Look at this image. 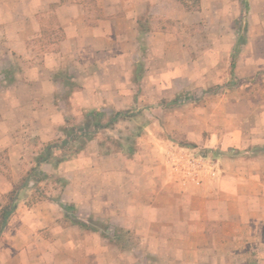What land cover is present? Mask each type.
<instances>
[{
    "label": "crops",
    "instance_id": "0c3cea01",
    "mask_svg": "<svg viewBox=\"0 0 264 264\" xmlns=\"http://www.w3.org/2000/svg\"><path fill=\"white\" fill-rule=\"evenodd\" d=\"M30 3L34 13L21 10L20 0L15 7L14 0H0V69L10 67L16 57L32 59L44 53L41 62L29 63L25 79L4 81L9 88L0 92L5 102L3 122L14 117L23 120L19 131L27 141L32 136L43 143L64 136L65 113L58 99L67 84L55 76L59 67H67V81L77 86L66 99L75 101L78 110L98 108L111 98L130 105L133 96L125 86L144 82L146 52L160 55L162 62L164 57L182 55L193 62L191 68L199 62L192 60L191 53L204 54L209 69V57L218 61V53L230 52L231 59L237 38L245 33L234 72L237 85L236 71L245 78L262 73L261 88L256 97L244 93L231 101L222 95L209 106L205 103L207 108H174L170 116H163L165 132L188 143L177 148L212 162L214 176H185L176 154L158 155L155 161L135 155L101 156L97 148L90 152L87 145L92 141L57 166L41 165L48 177L53 171L68 183L56 200L45 198L28 207L17 203L0 237V264H264V22L256 29L249 23L242 29L233 24L234 39L228 44L227 30L216 29V40L209 36L207 24L211 16L214 21L226 20L220 13H226L228 0ZM235 3L242 7L243 17L253 9L264 11V0ZM51 6L63 35L55 51L42 44L50 33L45 27ZM213 7L220 13L213 14ZM38 9L46 14L36 15ZM178 26L188 33L183 43L173 32ZM198 38L203 39L196 43ZM64 54L70 57L69 64H61ZM150 78L157 99L170 97L163 96L164 87ZM168 117H178L177 123L170 125ZM1 137L0 149H7L10 163L24 161L22 137L17 139L13 129H1ZM205 149L218 150L220 156L212 160L198 153ZM249 149L254 154L249 155ZM0 179L5 190L8 183L1 175ZM58 203L72 205L76 219L84 224L105 221L111 234L121 230L124 241H109L100 232L73 225L72 216ZM132 233L137 247L129 242Z\"/></svg>",
    "mask_w": 264,
    "mask_h": 264
},
{
    "label": "rangeland",
    "instance_id": "374dc122",
    "mask_svg": "<svg viewBox=\"0 0 264 264\" xmlns=\"http://www.w3.org/2000/svg\"><path fill=\"white\" fill-rule=\"evenodd\" d=\"M15 2L17 3V0H14V7ZM20 5V9L26 11L27 13H34L36 11V9L31 5L30 0H20ZM225 10L227 11L224 14V12L220 13L215 9V7H213L211 12L213 14L215 12H219L220 14L224 15L226 22L214 21L213 16H211V20H208L207 24L210 26V30L212 32L209 36L213 35L211 38L215 39L216 37V40L218 36V34H216V29L223 28L224 30H227V35L224 38L228 44H230L234 39L232 37L234 31L231 29L233 24L236 25V27L238 26V28L242 29L244 24L249 23L250 25L254 26V29H256L261 25L262 22H264V11L260 10V8L253 9L248 11V13L245 15L246 17H243L242 7L236 4L235 0H228V9ZM54 11L55 6H51L50 10L47 11V14H49L51 17L49 18V21L47 20L48 25L45 27V30L50 33L48 37H45V41L42 42V44L50 45L49 50L52 51L56 50L57 47L55 46L57 42L63 37L59 31V24L57 23V18L55 17ZM37 12L38 13L36 15L46 14L44 9H38ZM183 29V26L173 29V32L176 34V36H180L179 40H182V43L183 41H186V35H188L187 31ZM201 32L202 31L200 27L198 30H196L197 36H199ZM201 39L203 38H198L196 43H199ZM40 42L41 40L39 42L36 41L35 43L37 45ZM201 43L203 44L204 42ZM195 46L197 45L195 44ZM43 54V52H38L36 53L35 58L32 59L30 56H24L23 58L16 57L12 59L13 64L10 65V67L6 68V70L0 69V92L9 88V84L4 83L3 85L4 81L9 83L12 81V78H15L13 79L15 80L14 82L25 79V74L29 70H27L29 65L32 64L33 61L35 64L41 62L42 58L44 57ZM228 55H230V52L218 53V61L217 57H214L215 59L213 60H211V57H209L211 66L208 69L206 68L207 63L203 58V56H205L204 54L191 53L192 60L199 61L196 63V65H194V67L191 68L193 62H188L187 58H184L182 55H173L171 59L164 57L165 61L163 60L164 62H162L159 60L160 55L156 56L146 52L142 60L144 62L143 66L146 67V70L144 68L141 70L142 75L145 76V73H147L144 82L141 83V85L131 84L130 86H125V90L132 93L133 96V101L130 103V105H128L129 102L127 103L122 99L115 100L111 98L108 102L100 105V107L94 108L100 112H103L106 117L116 111H128L130 112L131 117L119 122L113 129H109L95 135V137L92 139V142L87 145L88 148H90V152L91 147H94L98 149V152L101 156L110 155L114 157H127L123 149L119 150L118 148H126L133 145L135 148V153L133 156L135 155L136 157L151 158L152 161H155L158 155L168 157L169 155L176 154V158L180 157L181 155L179 153L182 149L177 147L179 146L184 149L186 146H188V143L182 141L178 137H175V135L171 133L165 132V129H163V124L165 123L163 116H170V111L174 108H207L205 103L209 106L211 105V102H215V98L219 99L222 95H227V97H230V99L232 98L231 101H235L239 98V95L244 93H249L254 95V97L258 95L257 92L261 88V81L259 77L262 75V73H258L251 78H245L240 77L243 74L242 72L239 76V72L236 71L239 81L238 85L236 84L237 86H234L235 82L230 75V56ZM64 57L65 60H62L61 64H69L68 62L70 57L65 54ZM207 57L208 56H206V58ZM219 61L224 62L219 64ZM133 64H137V62ZM176 64L177 67H175ZM66 69L67 67H65V70L60 69L59 67L55 72V76L58 77V79H60L63 84H67V90L64 91V94L62 93L61 97L58 99L60 106L59 109L64 110L65 116L63 117V121L65 122L64 125L66 124L65 126H78L82 122L84 110H78L75 101H68L66 99L73 92V89L77 88L76 85H71V83L67 81L68 76ZM4 70L8 71L6 79H4L2 74V71ZM192 70L195 71V73ZM150 77H153V80H156L160 87H164L163 91H166V93L162 95L165 96V94H168L170 97H166V99H157L154 89L155 87H153L155 85H151ZM185 88L187 90L183 91ZM175 92H178V94ZM174 94L179 95L178 98H175L177 100L176 103H174V97L176 96ZM4 104L5 102L3 98L0 99V132L1 129H13V131H16L17 139H20L22 135L20 133L21 129H19V127L22 126L23 120H21L19 117H14L12 120L4 123ZM214 111L212 113L213 118L216 114ZM168 118L171 120L170 125L173 121H176V123L178 121V117ZM248 125L251 126L252 122L250 121ZM30 126L35 127L33 124H30ZM147 127L148 129H146ZM35 131H37V129ZM61 138L62 135L59 139L55 138V136H52L50 141H44L43 143L39 140V138L36 139L35 136H32L28 141L22 137L20 141H22L24 148L21 160L24 157V161H20L16 165L10 163L7 149H0V175L5 178L8 183L6 189L3 190V184L5 182H3V179H0V209L8 203V195L12 191L13 187H21L23 178H25L31 169L36 166V159L38 155L42 153L44 147L49 143L63 140L64 136L62 139ZM2 139L4 138L1 137L0 140ZM171 142L174 144H171ZM74 146L77 147V143ZM218 152V150L211 151L207 149L198 151L199 154L207 158H211L212 160H217L218 156H220ZM70 153L72 152L68 151L66 154ZM249 153V155L254 154L252 149H249ZM64 156L65 153H58L56 155V160ZM72 157L75 156L73 155ZM51 172V175L48 179L41 181L37 185H34L31 182L28 185L30 187L27 186L25 188H21L18 193L17 203H22L28 207L33 203L45 198L49 200H56L59 197L60 191L67 185L68 182L65 181V179L58 173L53 171ZM99 205H102V201ZM66 222L69 224L68 221ZM94 222H97L99 225H104L103 222L105 221ZM130 235V239H132V242L129 240L130 244H132V247H137L138 244L136 235L133 233Z\"/></svg>",
    "mask_w": 264,
    "mask_h": 264
},
{
    "label": "trees",
    "instance_id": "16d2710c",
    "mask_svg": "<svg viewBox=\"0 0 264 264\" xmlns=\"http://www.w3.org/2000/svg\"><path fill=\"white\" fill-rule=\"evenodd\" d=\"M243 4L246 6L245 1ZM246 42V36L245 33L237 38V41L233 47V51L231 54L230 59V75L235 82L236 86V78H235V68H236V62L238 59L240 47L243 46ZM144 51V50H143ZM4 79H6V75H8V71H2ZM177 100H174V103H176ZM130 112L128 111H116L111 113L108 117L103 112H100L96 109H87L83 111L82 115V122L78 126H65L62 129V133L64 135V139L61 141H55L53 143L47 144L42 153L38 155L36 159V166L31 169V171L28 173V175L23 178L21 187H13L12 191L8 195V203L4 205L0 209V237L7 228V225L9 223V220L11 216L14 214V212L17 209V199H18V193L21 188L27 187L29 183H33L34 185H37L41 181H44L48 179V175L45 174L43 171H41L40 167L43 164H49L53 163V165L57 166L60 162L66 161L69 159V157H72L73 155L79 153L82 151L87 143L92 141L93 137L97 135L100 132L113 129L119 122L125 120L126 118H130ZM77 143V147L74 145ZM119 150L123 149L124 153L127 155V157H131L135 153V148L132 146H128L126 148H118ZM118 150V151H119ZM68 151H71L72 153H68ZM56 153H65L64 157H61L56 160ZM56 160V161H54ZM54 161V162H53ZM61 208L65 211H67L72 218H69V221L73 224L78 226L81 229H87L92 232H100L101 236L104 239H107L111 241L113 238L116 242L124 241V237L122 235L121 230H116L117 234L110 233L111 227L109 224H101L99 225L96 222H93L92 220H89L88 224H84L83 222H80L75 217V209L72 205H63L61 203H58ZM118 245V243H117Z\"/></svg>",
    "mask_w": 264,
    "mask_h": 264
},
{
    "label": "built area",
    "instance_id": "2783aa9c",
    "mask_svg": "<svg viewBox=\"0 0 264 264\" xmlns=\"http://www.w3.org/2000/svg\"><path fill=\"white\" fill-rule=\"evenodd\" d=\"M180 151L181 156L178 158V162H181L179 167L185 176L197 179L202 175L214 176L215 171L212 162L207 161L202 156L186 153V150Z\"/></svg>",
    "mask_w": 264,
    "mask_h": 264
}]
</instances>
